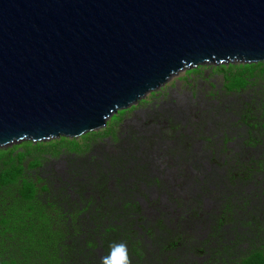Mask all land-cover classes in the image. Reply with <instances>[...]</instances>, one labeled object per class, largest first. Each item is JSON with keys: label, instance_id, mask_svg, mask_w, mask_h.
Wrapping results in <instances>:
<instances>
[{"label": "trees", "instance_id": "1", "mask_svg": "<svg viewBox=\"0 0 264 264\" xmlns=\"http://www.w3.org/2000/svg\"><path fill=\"white\" fill-rule=\"evenodd\" d=\"M239 65L245 77L264 81V62ZM247 78L230 90L247 88ZM250 98L221 114L199 108L193 135L172 114L123 139L107 131L117 136L113 150L99 148L85 166L73 157L64 174L42 175L44 154L66 149L88 158L90 143L60 138L0 148V264H103L114 242L127 244L131 264H264V98L258 106ZM236 139L238 149L230 148ZM164 143L179 165L174 184L153 173L151 152ZM153 189L167 194L173 211L152 198Z\"/></svg>", "mask_w": 264, "mask_h": 264}, {"label": "water", "instance_id": "2", "mask_svg": "<svg viewBox=\"0 0 264 264\" xmlns=\"http://www.w3.org/2000/svg\"><path fill=\"white\" fill-rule=\"evenodd\" d=\"M264 62V0H0V148L76 139L204 65Z\"/></svg>", "mask_w": 264, "mask_h": 264}, {"label": "rangeland", "instance_id": "3", "mask_svg": "<svg viewBox=\"0 0 264 264\" xmlns=\"http://www.w3.org/2000/svg\"><path fill=\"white\" fill-rule=\"evenodd\" d=\"M239 64L204 65L197 69L182 71L160 90L149 93L145 99L125 110L126 112L121 115V120L115 117L116 115L119 116V114H116L109 119L107 127L93 132L104 134L84 138V136L88 135L86 134L76 138L84 148L87 144H91L92 149L88 154L90 155L88 158L77 156V153H70L66 149H63L59 156L49 153L44 154V166L41 169L42 175L46 176L52 170H55L58 174H64L70 162L69 160L73 157L75 158L73 160L75 166L92 164L91 155L96 153L99 148L104 147L107 150H113L112 148L117 136L114 137L112 134L105 135L107 131L114 132L116 130L118 136L123 139L132 128L144 130L147 122L157 115L167 117L169 114H172L175 120L181 123V131L188 135H193L197 129V124L195 123L198 120V117L195 115L196 111L203 106L209 111V108H213V112L221 114L229 103L240 102L242 99L247 100L249 97H251L249 101H254L258 106L261 99L264 98V81H257L258 76L247 78L245 77L247 75H242L243 70ZM242 78L250 79V84L247 88H244L240 92L230 90L231 83L240 81ZM233 107L239 110V107L236 105H233ZM163 124L164 121L152 125L149 124V128L156 131ZM236 132L237 130L235 129L231 134ZM223 138L224 136L221 134L218 140L221 139V142H224ZM239 141V139L231 140L228 145L230 148L238 149ZM18 144L21 143H15L4 149L12 148ZM203 144V141L197 140L194 143L193 149L196 152L202 151ZM171 147L172 143L157 145L151 152V160L153 162V173L158 175L163 181H169L171 184H174L179 165H175L173 157L165 153ZM20 149L22 150L23 148ZM209 164V160H203V165L206 169H208ZM187 169L189 173L195 172V169L190 166H187ZM151 193L152 198L161 197L163 208L167 211H173V208L168 206L169 199L166 193H159L156 189H153ZM207 205L209 208L212 205L209 200Z\"/></svg>", "mask_w": 264, "mask_h": 264}, {"label": "clouds", "instance_id": "4", "mask_svg": "<svg viewBox=\"0 0 264 264\" xmlns=\"http://www.w3.org/2000/svg\"><path fill=\"white\" fill-rule=\"evenodd\" d=\"M103 264H131L127 244L114 242L109 254L103 257Z\"/></svg>", "mask_w": 264, "mask_h": 264}]
</instances>
